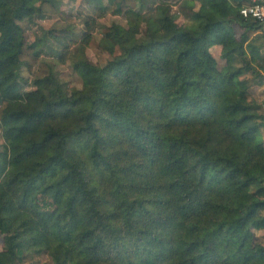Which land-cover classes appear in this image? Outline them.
<instances>
[{
	"label": "trees",
	"instance_id": "obj_1",
	"mask_svg": "<svg viewBox=\"0 0 264 264\" xmlns=\"http://www.w3.org/2000/svg\"><path fill=\"white\" fill-rule=\"evenodd\" d=\"M38 1L0 0V264H264V112L250 97L264 22L241 14L249 0L149 14L148 0H85L126 24L108 27L99 66L86 20L75 67L90 81L72 93L41 55L65 57L74 31L27 41L21 22L58 10Z\"/></svg>",
	"mask_w": 264,
	"mask_h": 264
},
{
	"label": "rangeland",
	"instance_id": "obj_2",
	"mask_svg": "<svg viewBox=\"0 0 264 264\" xmlns=\"http://www.w3.org/2000/svg\"><path fill=\"white\" fill-rule=\"evenodd\" d=\"M150 1V2H149ZM175 0H148L146 4H139V7L143 11L149 14L151 8H157L160 5H164L170 8L171 12H177V5L173 4ZM38 3V0H34ZM57 13L53 16H46L39 18L36 22L22 21L21 24L25 28L27 41H33L35 38L42 35L45 28L52 29H70L74 31L75 41L70 46L69 54L62 57V54L54 49H46L44 54L41 55V59L49 61L53 65V72L59 81L64 82L69 92H75L84 89L86 84L90 81L89 78L82 77L78 69L75 67L77 56L75 54L76 46L81 43L83 34L88 30L86 20L91 18L94 20L93 29L91 30V40L86 47L87 57L95 64L104 66L108 60L111 59V55L101 47V40L108 27L114 22L126 24V20L123 16L115 14L112 9L106 8L101 11H94L93 8L85 0H58ZM104 5L108 6L107 0H104ZM144 5V6H143ZM152 12V11H151ZM181 21V20H180ZM182 22V21H181ZM237 36L241 34V28L236 25ZM258 42L263 41V38H258ZM216 54L219 58L220 66H223L226 62L220 56V51L217 49ZM65 58V59H64ZM64 59V60H63ZM23 77L25 80L30 81L31 74L27 71H23ZM249 77L250 74H247ZM29 88V87H28ZM250 97L253 98L260 106L257 112H264V85H253L250 89ZM261 136L264 141V126L261 128ZM85 152V150H83ZM97 170H95V173ZM258 237H264V230L256 232ZM3 247V237L0 235V250ZM44 258L51 262L50 257L45 254Z\"/></svg>",
	"mask_w": 264,
	"mask_h": 264
},
{
	"label": "built area",
	"instance_id": "obj_3",
	"mask_svg": "<svg viewBox=\"0 0 264 264\" xmlns=\"http://www.w3.org/2000/svg\"><path fill=\"white\" fill-rule=\"evenodd\" d=\"M241 14L264 22V3L261 0H249L241 7Z\"/></svg>",
	"mask_w": 264,
	"mask_h": 264
},
{
	"label": "crops",
	"instance_id": "obj_4",
	"mask_svg": "<svg viewBox=\"0 0 264 264\" xmlns=\"http://www.w3.org/2000/svg\"><path fill=\"white\" fill-rule=\"evenodd\" d=\"M262 1V3H264V0H261ZM236 27V26H235ZM237 31V30H236Z\"/></svg>",
	"mask_w": 264,
	"mask_h": 264
}]
</instances>
